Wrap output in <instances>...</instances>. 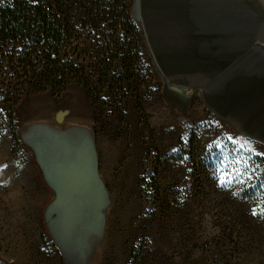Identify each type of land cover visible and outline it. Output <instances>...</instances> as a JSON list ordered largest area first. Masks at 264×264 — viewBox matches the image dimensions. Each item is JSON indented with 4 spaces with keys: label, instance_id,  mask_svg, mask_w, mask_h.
<instances>
[{
    "label": "rangeland",
    "instance_id": "obj_1",
    "mask_svg": "<svg viewBox=\"0 0 264 264\" xmlns=\"http://www.w3.org/2000/svg\"><path fill=\"white\" fill-rule=\"evenodd\" d=\"M131 8L153 75L119 135L76 84L0 135V264H264V0Z\"/></svg>",
    "mask_w": 264,
    "mask_h": 264
},
{
    "label": "trees",
    "instance_id": "obj_2",
    "mask_svg": "<svg viewBox=\"0 0 264 264\" xmlns=\"http://www.w3.org/2000/svg\"><path fill=\"white\" fill-rule=\"evenodd\" d=\"M152 75L131 0H0V135L14 142L21 100L72 84L116 137L128 97L139 100Z\"/></svg>",
    "mask_w": 264,
    "mask_h": 264
},
{
    "label": "water",
    "instance_id": "obj_3",
    "mask_svg": "<svg viewBox=\"0 0 264 264\" xmlns=\"http://www.w3.org/2000/svg\"><path fill=\"white\" fill-rule=\"evenodd\" d=\"M62 139H64L63 137H61V138H57V139H55L56 141H55V144L58 142V141H66V140H62ZM68 141L70 140V141H72V142H69L70 144H71V146H72V148H70L69 149V151H73V155H75L76 154V159H74L75 160V163H74V165L77 167V165H79V164H81V160H80V158H81V154L80 153H82V155H83V157H84V159H83V163L85 164V166L87 167V163H89L90 162V143H88L87 142V140H84V138L83 139H78V138H66ZM58 144V143H57ZM47 146H48V148H46L45 149V152L46 153H49V152H52L53 150H56V149H54L53 147H54V143L53 142H51V143H48L47 144ZM80 147H82L81 149H80ZM50 148V149H49ZM63 153H65V151L64 152H62V154ZM37 155L38 156H40V154H38L37 153ZM61 155V154H60ZM40 162H41V160H40ZM94 178H95V176H94Z\"/></svg>",
    "mask_w": 264,
    "mask_h": 264
},
{
    "label": "crops",
    "instance_id": "obj_4",
    "mask_svg": "<svg viewBox=\"0 0 264 264\" xmlns=\"http://www.w3.org/2000/svg\"><path fill=\"white\" fill-rule=\"evenodd\" d=\"M260 80H263V79H260ZM264 81V80H263Z\"/></svg>",
    "mask_w": 264,
    "mask_h": 264
}]
</instances>
